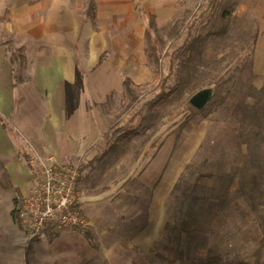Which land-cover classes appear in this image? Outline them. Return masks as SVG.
Returning a JSON list of instances; mask_svg holds the SVG:
<instances>
[{"label":"rangeland","instance_id":"1","mask_svg":"<svg viewBox=\"0 0 264 264\" xmlns=\"http://www.w3.org/2000/svg\"><path fill=\"white\" fill-rule=\"evenodd\" d=\"M250 4L249 0H215L209 7L208 0H186L187 8L178 12L171 24H156V34L149 19L134 29H109L111 33L135 35L125 43L130 47L127 53L131 52L125 66H119L114 56L111 60L114 72L118 70L113 75L114 83L121 87L106 99L99 92L96 108L108 138L117 129L130 133H118L109 146L95 151L90 181L109 190L113 186L120 188L127 177L145 172L152 182L174 168L173 205L166 224L177 229L183 215L186 228L166 231L164 226L162 240L151 254L152 264H166L158 255L175 259L179 251L188 258L181 264H203L200 252L219 256L217 264H264V93H256L264 85V43L253 56L264 23L259 25ZM224 11L229 14L222 23ZM176 21L179 29L173 30ZM191 23H195V46L176 59L169 97L153 111L134 116L157 93L158 72L167 74V53L180 46L184 28ZM147 30L150 45H155L162 59L160 68L146 57ZM118 44L107 42L110 53L112 45ZM106 58L107 55L102 61ZM16 61L24 63L23 48L17 50ZM17 70L20 72V68ZM100 75L105 80L112 76ZM124 76L132 82L134 100L124 91ZM205 89L211 92L209 102L202 112L193 113L189 101ZM244 124H248V136L259 133L256 142H261L260 148L255 149L252 141L250 149L241 144L238 134ZM3 125L12 130L10 135L19 145V156L25 155L28 160L11 123ZM83 161L69 164H77L80 169L85 165ZM28 168L35 182V173ZM149 194L146 190L147 200ZM18 205L19 200L14 210ZM123 216H129V212H123ZM176 232L178 240L173 239ZM173 248L176 253L171 255Z\"/></svg>","mask_w":264,"mask_h":264},{"label":"crops","instance_id":"2","mask_svg":"<svg viewBox=\"0 0 264 264\" xmlns=\"http://www.w3.org/2000/svg\"><path fill=\"white\" fill-rule=\"evenodd\" d=\"M249 2L259 25L264 23V0ZM87 7L88 0H0V264H152L154 246L162 240L173 205L174 168L152 182L145 172L127 177L120 188L109 190L92 184L93 169H84L78 192L88 226L82 231L46 229L27 243L11 215L34 180L12 130L3 123H11L25 154L34 148L64 164H86L108 142L96 104L99 92L106 99L121 87L114 83L118 70L111 67L112 57L125 66L131 56L125 43L135 35L109 29H134L150 17L166 26L187 8L186 0H94L89 17ZM109 41L119 43L111 53ZM263 43L264 30L254 44V57ZM20 48L22 64L15 62ZM105 51L107 58L99 64ZM104 73L112 76L105 80ZM125 211L129 216H123Z\"/></svg>","mask_w":264,"mask_h":264},{"label":"built area","instance_id":"3","mask_svg":"<svg viewBox=\"0 0 264 264\" xmlns=\"http://www.w3.org/2000/svg\"><path fill=\"white\" fill-rule=\"evenodd\" d=\"M28 155V166L36 179L15 210V221L26 241H35L46 229L86 228L78 192L79 165L61 163L53 155H42L34 148Z\"/></svg>","mask_w":264,"mask_h":264},{"label":"trees","instance_id":"4","mask_svg":"<svg viewBox=\"0 0 264 264\" xmlns=\"http://www.w3.org/2000/svg\"><path fill=\"white\" fill-rule=\"evenodd\" d=\"M215 2V0H208V6L211 7L212 4ZM93 11H94V0H88V7H87V16H93ZM229 13L227 11H224L223 14H222V17H221V22L222 23H225V20L227 19V15ZM149 25L152 29L153 32H157V28H156V23L154 22V17H150V21H149ZM194 26H195V23H191L190 25L186 26L184 28V39L182 41V43L180 44V46L174 50H170L169 53H167V57H168V60H167V74L165 76H162V74L160 72L159 75H158V79H159V83L157 85V93H155L153 95V97L147 101H145L142 105H141V111H138L134 116H138L141 114V112L143 111H153L157 105L161 104L165 99H167L169 97V94H170V90H169V81L171 80L173 74H174V70H175V63H176V59L179 57L180 53H182L183 51L185 50H190L192 48H194L195 46V43L194 41H192V33H193V30H194ZM172 29L176 30V29H179L178 28V21H176V23H174L172 25ZM177 35V34H176ZM145 36H146V39H147V53H146V57L149 61L153 62L155 64V66L157 68H160L161 66V57L158 55L157 53V50L155 49V45H150V31L147 30L145 31ZM107 55V51H105L103 54L100 55L99 57V62H101L103 60V58ZM193 57V54L191 55V58ZM12 58V56H11ZM160 62V63H159ZM122 86L124 88V91L125 93L131 97L132 100L135 99V96H134V88H133V85H132V82L130 80V78L128 76H124L123 77V80H122ZM256 93L257 94H263L264 93V85L262 87H260L259 89H256ZM253 108V107H252ZM192 112L193 113H200L202 112V110L200 111H197L195 109L192 108ZM244 122V121H243ZM248 127V124L247 125H243L241 131H239V134H238V137L240 138L241 140V144L242 145H247L248 148L250 149L251 145H250V142L252 141L253 142V147L255 149H258L260 148V141L259 142H256V138L259 136V133H255L253 134V136H248L246 134V130H247ZM123 134V135H128L130 132L127 130H122V129H117L115 130L114 132H112L108 138V142H107V146L110 145V142L111 140L117 135V134ZM262 139L264 140V138L262 137ZM101 155H104V152L101 154ZM23 160L24 161H27V158L26 156L24 155L23 156ZM96 161V159H93L89 162H87L85 165H82L80 167V172H82L84 169L88 168V167H91L93 165V163ZM206 177H208L209 175H205ZM15 213V210L12 209L11 211V215L13 216ZM182 213V212H181ZM181 221H180V226L175 229L176 227H173L169 224H166L165 225V230H172V231H183L185 227V220H184V216L181 215ZM192 234H194L192 232ZM85 237L89 240V242L91 243V246L93 248H96L95 244L92 242V238L87 234L85 233ZM173 239L174 240H178V235H177V232L176 234L173 236ZM176 253V249L173 248L171 249L170 251V254L171 255H174ZM160 259H162L163 261H165L167 264H170L174 261H188V258L184 256V252L183 251H179L178 252V256L175 258V259H172V258H166L165 256L163 255H158ZM220 257L219 256H216V255H210V253H199V260L203 263V264H217L219 261H220Z\"/></svg>","mask_w":264,"mask_h":264},{"label":"water","instance_id":"5","mask_svg":"<svg viewBox=\"0 0 264 264\" xmlns=\"http://www.w3.org/2000/svg\"><path fill=\"white\" fill-rule=\"evenodd\" d=\"M210 95V90H201L190 99L189 103L193 109L200 111L208 104Z\"/></svg>","mask_w":264,"mask_h":264}]
</instances>
